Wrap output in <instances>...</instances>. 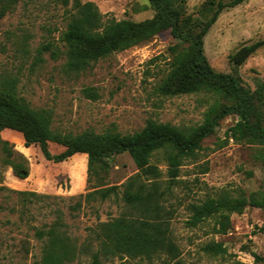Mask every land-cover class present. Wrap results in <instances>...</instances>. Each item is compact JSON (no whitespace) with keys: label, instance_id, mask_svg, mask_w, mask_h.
Returning a JSON list of instances; mask_svg holds the SVG:
<instances>
[{"label":"rangeland","instance_id":"374dc122","mask_svg":"<svg viewBox=\"0 0 264 264\" xmlns=\"http://www.w3.org/2000/svg\"><path fill=\"white\" fill-rule=\"evenodd\" d=\"M80 1L94 3L104 21L113 18L139 22L154 15L148 0ZM205 1L185 0V13L198 16ZM69 7L56 0H19L0 20V76L15 78L18 95L32 108L51 112L53 131L78 134L114 129L131 134L149 119L180 128L202 122L214 100L212 95L164 97L156 91L168 72L171 49L180 45L169 31L99 59L78 75L64 71L62 56L55 60L49 52L39 55L37 50L42 44L63 49L59 38ZM261 39L264 0H246L218 15L203 39L204 56L214 71L238 76L244 87L254 91L256 84L264 80V46L238 67L229 62L228 55ZM86 88L93 90L94 98L83 93ZM237 120V116L228 115L219 122L214 132L202 140L196 156L182 162L175 183L164 197V207L172 212L169 222L178 257H108L101 258L102 264H264L263 209L247 207L242 214H231V228L226 234L214 233L212 220L195 228L185 224L189 203L214 197L223 190L232 196L264 191V159L258 147L235 143L225 136ZM0 140L7 142L12 158L22 161L28 170L25 179L13 175L4 163L0 141V264H39L42 242L36 238L35 230L49 226L57 213L64 224L62 229L79 246L86 243L97 224L124 212L120 193L105 201L79 199L90 190L84 154L56 163L45 159L37 145L26 147L15 131H1ZM49 149L52 154L62 151L53 143ZM151 162L160 170V181L165 186L167 166L162 153H156ZM136 172L126 152L112 156L107 160L104 184L120 186ZM77 201L81 202L80 209L71 210ZM210 243H220L224 253L205 252L204 247ZM65 264H90L89 255L79 253Z\"/></svg>","mask_w":264,"mask_h":264},{"label":"trees","instance_id":"16d2710c","mask_svg":"<svg viewBox=\"0 0 264 264\" xmlns=\"http://www.w3.org/2000/svg\"><path fill=\"white\" fill-rule=\"evenodd\" d=\"M19 0H0V20L12 11ZM67 10V22L60 35L62 50L50 43L37 50L49 52L52 59L62 56L63 69L78 75L99 59L146 42L163 31L179 41L171 49L168 72L156 87L159 95L172 97L184 94L204 93L214 97L196 126L180 128L169 123L146 120L144 126L131 134H121L114 129L102 133L85 130L78 134L57 133L51 129L52 114L47 109H34L17 92V80L0 76V132L11 130L22 136L24 145H37L47 160L62 162L75 154L86 156V182L90 190L80 195L84 202L94 199L105 201L118 197L124 204V212L90 230L86 243L77 246L62 229L60 213L49 226L36 229L35 236L42 242L39 264H65L77 254L87 253L90 264H102L101 258L128 257L151 259L163 255L176 259L178 248L171 236L172 212L164 205V197L176 181L182 162L193 159L201 148L202 140L212 134L219 122L228 115L237 116V122L229 127L225 136L235 143L257 146L264 159V80L251 91L244 87L238 76L214 71L203 52V39L218 15L246 0H206L198 9V16L185 13V0H148L154 15L143 21L129 19L103 20L102 14L92 2L80 0H56ZM264 46V39L242 45L228 55L229 62L241 66L247 58ZM95 97L92 89L83 90ZM1 141V140H0ZM62 147L52 154L49 144ZM2 151L13 175L25 179L28 170L22 161L12 158L6 141H1ZM126 152L137 172L120 186L104 184L107 160ZM161 152L166 163L165 186L160 181L161 172L151 162ZM20 159H23L20 156ZM119 187L122 191L119 192ZM20 195L35 196L30 192ZM77 201L71 210L80 209ZM247 207L264 210V191L232 196L223 190L214 197H206L197 203H189V217L185 224L195 228L212 220L213 232L226 234L231 228L230 215L242 214ZM93 242V246H92ZM207 253L222 254L220 243L204 247Z\"/></svg>","mask_w":264,"mask_h":264}]
</instances>
